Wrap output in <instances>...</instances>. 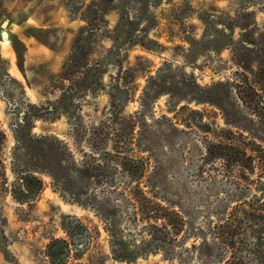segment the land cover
<instances>
[{"label":"rangeland","instance_id":"rangeland-1","mask_svg":"<svg viewBox=\"0 0 264 264\" xmlns=\"http://www.w3.org/2000/svg\"><path fill=\"white\" fill-rule=\"evenodd\" d=\"M0 57L23 87L17 105L41 115L20 145L0 96V264H50L54 239L72 244L66 264L227 257L193 245L264 199V0H0ZM20 172L43 184L26 201L12 192ZM154 203L186 222L165 248L172 261L162 249L115 260L102 217L152 251ZM70 217L85 229L75 242Z\"/></svg>","mask_w":264,"mask_h":264},{"label":"trees","instance_id":"trees-1","mask_svg":"<svg viewBox=\"0 0 264 264\" xmlns=\"http://www.w3.org/2000/svg\"><path fill=\"white\" fill-rule=\"evenodd\" d=\"M101 64L102 62L97 63L96 66L87 70L85 73L84 83L86 85L84 86L86 89L92 86L95 76L100 72ZM0 96L9 103V111L13 115L15 122H17V125L13 127L15 135L18 143L24 145L27 142L24 139L25 132L31 129L33 120L40 119L41 115L39 108L30 103H27L23 107L17 105V98H25V93L23 87L9 76L5 61L1 57ZM5 138L4 132L0 129V153ZM30 139L33 140L35 138L31 137ZM41 172L49 173L50 176L56 178L55 173L49 169H42ZM17 176L18 178L14 183L12 192L19 200L26 201L24 199L26 196H31L34 193L38 194L41 191L43 187L42 181L35 177L33 173L20 172ZM32 180L36 181V187L32 186ZM153 197L157 199L155 194ZM154 205L157 209H154L150 216L147 215L148 220L153 222L150 228L151 240L143 241L145 245L155 244L157 246L152 251H147L138 246L133 248L130 244L119 241L115 229V222L112 221L113 219L102 217L107 226L106 230L112 237V254L115 260L132 263L139 258H147L150 254L156 255L162 249L164 251V258L172 261L168 256L169 250L165 248L168 242L178 240L177 236L180 232H183L186 222L181 210H175V206L170 204V208H166L159 203H154ZM248 207L249 210L245 211L242 217H229L230 219H226L224 224L213 229L216 238L215 243H210L201 237L200 245H193V248L202 251L208 257L213 253L214 247L218 245L220 247L219 249L227 256L226 258L223 257V260L219 264H264V199L256 204L248 205ZM65 221L71 222L73 225L71 226L67 222L63 223L71 242L81 239L85 230L81 221L75 217L67 218ZM161 221L162 224L158 225V222ZM71 246L72 244L66 240L54 239L47 246L46 250L50 264H66L72 256Z\"/></svg>","mask_w":264,"mask_h":264},{"label":"water","instance_id":"water-1","mask_svg":"<svg viewBox=\"0 0 264 264\" xmlns=\"http://www.w3.org/2000/svg\"><path fill=\"white\" fill-rule=\"evenodd\" d=\"M8 26H9V21H4L2 23V28L4 30L2 35H1L2 39H9V37H10L9 33L6 31Z\"/></svg>","mask_w":264,"mask_h":264},{"label":"bare ground","instance_id":"bare-ground-1","mask_svg":"<svg viewBox=\"0 0 264 264\" xmlns=\"http://www.w3.org/2000/svg\"><path fill=\"white\" fill-rule=\"evenodd\" d=\"M1 26H2V24H1ZM4 31V30H3ZM2 38V37H1ZM6 41H9L10 39H5Z\"/></svg>","mask_w":264,"mask_h":264}]
</instances>
